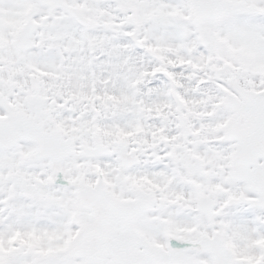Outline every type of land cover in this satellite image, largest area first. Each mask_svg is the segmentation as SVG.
<instances>
[{"label": "snow or ice", "instance_id": "obj_1", "mask_svg": "<svg viewBox=\"0 0 264 264\" xmlns=\"http://www.w3.org/2000/svg\"><path fill=\"white\" fill-rule=\"evenodd\" d=\"M0 264H264V0H0Z\"/></svg>", "mask_w": 264, "mask_h": 264}]
</instances>
